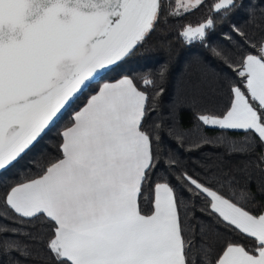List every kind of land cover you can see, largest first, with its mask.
Masks as SVG:
<instances>
[{
	"label": "snow or ice",
	"instance_id": "snow-or-ice-1",
	"mask_svg": "<svg viewBox=\"0 0 264 264\" xmlns=\"http://www.w3.org/2000/svg\"><path fill=\"white\" fill-rule=\"evenodd\" d=\"M203 3L0 0V172L15 167L80 95L143 47L163 8L182 17ZM243 7L244 0H217L211 11L228 15ZM214 27L208 18L185 26L181 35L189 44L203 42ZM249 46L253 53L236 61L225 110L197 119L242 132L264 147V39ZM166 72L161 66L139 79L147 89ZM137 78L122 74L100 85L60 133V155L38 177L10 186L5 207L22 220L46 223L39 242L54 264H264V213L246 210L185 173V183L208 200L217 222L247 241H226L209 261L203 227L187 210L182 214L177 188L153 182L154 143L161 137L144 127L149 96ZM255 148L229 142L228 154L248 156ZM255 167L264 175V155ZM10 247H0V256ZM15 247L20 256L31 254L27 245Z\"/></svg>",
	"mask_w": 264,
	"mask_h": 264
},
{
	"label": "trees",
	"instance_id": "trees-1",
	"mask_svg": "<svg viewBox=\"0 0 264 264\" xmlns=\"http://www.w3.org/2000/svg\"><path fill=\"white\" fill-rule=\"evenodd\" d=\"M215 2L204 0L198 10L182 17L170 16L168 12L172 9L163 8L160 22L143 47L119 71L108 72L80 95L56 126L15 167L0 172V247L12 246L7 255L0 256L2 264H54L44 244L39 242L47 235L46 223L42 219L29 222L16 217L5 207L3 198L10 186L38 177L49 161L60 155V133L70 126L74 112L100 85L122 74L136 75L138 86L147 91L144 127L161 137L158 144L154 143L158 167L153 182H170L177 188L182 214L187 210L189 218L195 215L203 227L201 240L209 253V261L226 241L247 243L217 222L208 200L198 197L183 179L186 173L246 210L264 213V175L255 167L257 157L264 155V147L242 132L206 126L197 119L200 115H219L227 107L230 87L236 79V61L253 53L250 44L264 39V0H244L243 8L234 9L228 15L212 12L211 5ZM208 18L214 19L215 24L208 37L203 42L187 43L181 35L185 26H197ZM161 66H166V76L145 89L139 75L154 72ZM229 142L255 143L256 148L248 156L229 155ZM4 228L8 229L6 245L2 243ZM16 245L21 250L27 245L31 254L20 256Z\"/></svg>",
	"mask_w": 264,
	"mask_h": 264
},
{
	"label": "crops",
	"instance_id": "crops-1",
	"mask_svg": "<svg viewBox=\"0 0 264 264\" xmlns=\"http://www.w3.org/2000/svg\"><path fill=\"white\" fill-rule=\"evenodd\" d=\"M106 83V82H105Z\"/></svg>",
	"mask_w": 264,
	"mask_h": 264
}]
</instances>
